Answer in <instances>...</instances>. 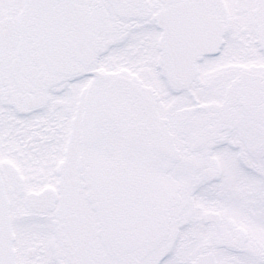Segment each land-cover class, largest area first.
Returning <instances> with one entry per match:
<instances>
[{
  "label": "snow or ice",
  "instance_id": "obj_1",
  "mask_svg": "<svg viewBox=\"0 0 264 264\" xmlns=\"http://www.w3.org/2000/svg\"><path fill=\"white\" fill-rule=\"evenodd\" d=\"M0 264H264V0H0Z\"/></svg>",
  "mask_w": 264,
  "mask_h": 264
}]
</instances>
